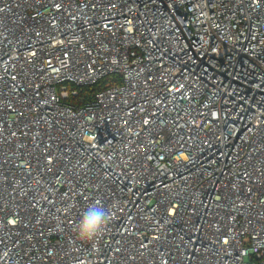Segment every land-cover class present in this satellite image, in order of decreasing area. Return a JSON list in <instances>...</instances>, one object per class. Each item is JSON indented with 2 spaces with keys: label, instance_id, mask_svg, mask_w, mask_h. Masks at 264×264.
<instances>
[{
  "label": "built area",
  "instance_id": "obj_1",
  "mask_svg": "<svg viewBox=\"0 0 264 264\" xmlns=\"http://www.w3.org/2000/svg\"><path fill=\"white\" fill-rule=\"evenodd\" d=\"M0 264H264V0H0Z\"/></svg>",
  "mask_w": 264,
  "mask_h": 264
},
{
  "label": "clouds",
  "instance_id": "obj_2",
  "mask_svg": "<svg viewBox=\"0 0 264 264\" xmlns=\"http://www.w3.org/2000/svg\"><path fill=\"white\" fill-rule=\"evenodd\" d=\"M110 219V210L100 201L88 204L74 228L77 239L81 243L92 244L96 247Z\"/></svg>",
  "mask_w": 264,
  "mask_h": 264
},
{
  "label": "trees",
  "instance_id": "obj_3",
  "mask_svg": "<svg viewBox=\"0 0 264 264\" xmlns=\"http://www.w3.org/2000/svg\"><path fill=\"white\" fill-rule=\"evenodd\" d=\"M101 89L102 85L84 87L79 98L80 102L85 103L91 101L94 98V95L101 91Z\"/></svg>",
  "mask_w": 264,
  "mask_h": 264
}]
</instances>
